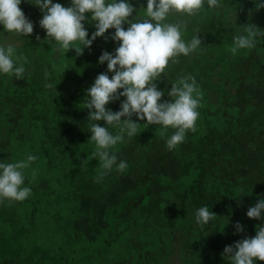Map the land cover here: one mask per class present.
<instances>
[{"label":"trees","instance_id":"trees-1","mask_svg":"<svg viewBox=\"0 0 264 264\" xmlns=\"http://www.w3.org/2000/svg\"><path fill=\"white\" fill-rule=\"evenodd\" d=\"M218 3L209 8L204 0L193 16L169 14L170 23L186 22L183 40L190 42L199 30L202 45L177 57L179 63L170 61L154 82L165 102L172 83L195 78L203 94L196 131H187L170 151L166 140L175 129L147 127L146 119L133 115L141 123L139 134L125 135L110 149L126 170L114 167L99 182L104 170L93 157L86 90L99 74L114 75L107 62L98 61L119 46L111 39L115 29L97 37L83 55L48 44L40 26L39 41L21 35L25 41L13 47L28 60L24 75L0 73V162L15 163L20 154L37 159L23 170L29 197L0 201V264H232L222 255L225 247L264 226V219L247 217L249 207L264 199V36L252 49L228 51L245 25L264 31V8L256 9L264 0ZM84 26L91 39L94 23ZM125 99L106 108L120 111ZM107 127L113 135L118 131ZM204 206L216 216L201 227L196 212Z\"/></svg>","mask_w":264,"mask_h":264},{"label":"clouds","instance_id":"clouds-1","mask_svg":"<svg viewBox=\"0 0 264 264\" xmlns=\"http://www.w3.org/2000/svg\"><path fill=\"white\" fill-rule=\"evenodd\" d=\"M21 2L0 0V25H3L5 32L27 37L34 32V25L19 7ZM34 4L43 13L39 24L46 31L45 41L48 44L54 41L58 50L65 54L74 49L77 55H83L84 49L90 48L97 37H103L110 28L115 29L111 39L119 42V46L114 54L103 52L98 61L100 64L107 62L108 71L114 75L109 78L106 73L99 74L86 90L87 119L94 121L89 131L90 140L96 145L93 157L99 158L100 167L104 170L97 177V182L114 167L118 172L126 170V162L117 163V155L110 149L122 143L125 135L132 138L139 134L141 123L134 122L133 115L139 121L146 119L147 127L159 125L164 131L169 127L175 129L166 140L170 151L185 140L187 131H196L197 109L201 106L203 94L195 78L186 76L172 83L167 93L171 100L165 102H160L165 92L158 90L154 82L161 78L170 61L179 63L177 57L188 56L202 45L199 30L190 42L183 40L186 22H165L169 14L197 15L204 8V0H147V18L141 20L129 19L136 9L127 0H71L70 7L53 3V0H35ZM207 5L209 8L220 7L218 0H207ZM260 8H264V4L256 3V9ZM85 13H91L90 21ZM85 21L95 25L96 31L91 39L84 27ZM125 23L129 25L127 30L123 27ZM244 33L234 37L233 45L228 49L233 55L241 49L254 48L257 37L264 36V31L251 23L245 25ZM26 63L27 58L17 56L12 45L0 46V73L20 79L25 73ZM45 76L47 78V72ZM45 87L53 88V84L48 83ZM121 89L123 91H119ZM120 97L126 98L120 105V111L113 112L106 108L107 104ZM97 121H104L106 126H100ZM107 126L116 127L117 133H110ZM36 159V156L29 154L25 160L15 163L0 162V201H24L29 197L31 189L22 187L25 181L23 170ZM262 214L264 199L247 210V217L251 219H264ZM215 216L204 206L197 210L196 222L203 227ZM235 227L238 232L243 231L240 223ZM222 255L229 257L232 264L264 261V226L257 227L254 237L226 246Z\"/></svg>","mask_w":264,"mask_h":264},{"label":"rangeland","instance_id":"rangeland-1","mask_svg":"<svg viewBox=\"0 0 264 264\" xmlns=\"http://www.w3.org/2000/svg\"><path fill=\"white\" fill-rule=\"evenodd\" d=\"M26 0H22L21 3H23ZM60 0H53V3H59ZM128 3L132 4V6L136 9V11H134L132 13V17H130L129 19H132L133 17H136L139 19V17L141 16H145L146 14V5L147 4V0H127ZM35 0H28L27 2L23 3L22 9L25 15L29 14L30 19L33 21L34 19H36L39 23V21L42 19L43 17V13L41 12L40 8L38 6H36L35 4ZM30 5L31 7H27L26 5ZM62 4L64 7H70L71 6V0H67L66 4L64 2L60 3ZM143 4L145 5L144 8ZM172 14V16L176 15L177 13H170ZM86 17H88V20L90 21L91 18V13H85ZM230 15H234V13H231ZM229 17V16H228ZM174 19H176V17L174 16ZM88 22V21H86ZM165 22H169L168 19ZM93 24V23H92ZM40 24H34V32L32 33V37L31 38H35L37 39V36H39L41 38V31L39 28ZM1 27V26H0ZM85 27V26H84ZM124 28H128L129 25L127 23H125L123 25ZM93 29H96L95 27ZM111 30V28L109 29ZM186 32L188 33L189 31L186 30ZM202 33H198V36L201 37ZM0 36L2 37V44L5 46L8 45H12V46H20L21 42L25 41L21 38V35H17L16 33H8L5 32V30H2L0 28ZM40 40V39H39ZM37 40V41H39ZM23 45V44H22ZM22 53V51L20 52ZM24 156L23 155H19V160L22 161L24 160Z\"/></svg>","mask_w":264,"mask_h":264}]
</instances>
